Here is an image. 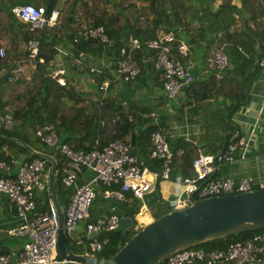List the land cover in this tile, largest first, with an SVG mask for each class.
<instances>
[{"label":"built area","instance_id":"built-area-1","mask_svg":"<svg viewBox=\"0 0 264 264\" xmlns=\"http://www.w3.org/2000/svg\"><path fill=\"white\" fill-rule=\"evenodd\" d=\"M16 18L26 23L30 30H35L26 41L25 48L30 58L38 57L40 50V33L48 29L58 31L61 28L62 12L57 9L48 11L42 4H23L13 9ZM77 37L97 40L103 46L109 45L108 36L102 26L88 28L82 24V29L76 33ZM76 37V38H77ZM75 38V41H76ZM141 43L132 38L128 47H122L119 55L106 66L103 62L89 66L91 73L99 74L101 79L97 83L99 98L108 97L110 87L117 81H132L141 72L140 66L134 60L132 52L140 49ZM147 48L155 51L153 58L154 68L162 74V87L169 99H174L185 86L193 81V74L183 63V59L189 55V46L174 33L161 32L158 36L146 43ZM225 42L209 40V52L204 60V67L213 71L215 77L222 78L228 67V58L225 53ZM173 49L177 55L172 53ZM57 57H66L69 52L59 46ZM5 48L0 47V56H4ZM107 55L104 50L101 59ZM112 59V58H110ZM41 61V59H39ZM79 66H85L82 53L76 59ZM258 65L264 68V58ZM22 66L5 72V76L16 78L23 73ZM3 73V72H1ZM60 85H65L67 78L62 67L49 69L47 73ZM262 109L255 120L249 123L247 132L238 138L225 143L219 153H200L191 163L193 173L190 176H176L173 181L181 184V194L174 199L166 201L170 210L185 208L193 199H202L211 196L233 195L254 190H264V170L244 175L238 179L231 176H215L218 166L226 163H234L245 159L252 143L255 141L257 126L261 122ZM156 117L157 115L154 114ZM3 128L11 129L20 125L21 120L13 115L10 107L5 109L2 116ZM46 123L35 130V136L47 148L58 150L64 160L62 183L69 187L76 185L78 174L83 169L92 173V176L83 183L76 185L74 193L64 210L63 229L70 238L79 222L86 220L93 199L96 197L94 185L104 186L103 194L106 198L125 200V194L131 192L132 196L140 201L137 214L151 212V200L163 203L158 197L154 198L153 185L158 180H171V162L174 153L170 150L167 136L156 125L150 133V158L161 161L160 169L152 171L143 161L132 154L130 147L122 140L109 141L102 147H94L89 151L74 150L67 143L61 142L56 124ZM247 122L240 121L244 125ZM262 129L264 130V124ZM264 134V131H263ZM182 153L179 149L176 154ZM49 161L36 157L30 161H20L11 157L9 160H0V193L6 195L9 204L14 208L19 222L9 227L0 226V234L25 239L21 249L15 253L0 255V264H63L74 262L83 264L82 261H72L59 257L56 253V237L59 229L57 211L52 198L48 200L46 211L36 210V198L38 194L49 193L48 175L50 171ZM117 186L116 189L111 188ZM161 198V197H160ZM121 217L115 212V206H111L110 213L99 217L95 222L87 223L85 232L87 238L80 241L87 243L89 255H95L108 242L104 233L116 230ZM140 221L132 223V229L140 228ZM228 261L232 264H262L264 262V231L258 232L242 242L229 244L224 249L205 250L203 248L188 247L170 254L156 264H218Z\"/></svg>","mask_w":264,"mask_h":264},{"label":"trees","instance_id":"trees-1","mask_svg":"<svg viewBox=\"0 0 264 264\" xmlns=\"http://www.w3.org/2000/svg\"><path fill=\"white\" fill-rule=\"evenodd\" d=\"M146 1L147 5L141 7L136 6L131 0H2L0 2V47H3L4 40L10 41L9 47L5 48L4 56H0V116L2 117L5 109L10 107L14 117L21 120L20 125L11 129L2 128V134L17 137L36 151H42L54 157L57 171L53 177L54 187L59 202L64 206H66L70 194L69 189L62 183L65 159L58 150L43 145L35 136V130L58 119L56 131L60 141L67 143L74 150L89 151L94 142L96 147H102L115 139L123 141L128 132L134 128L135 119L139 118V114L136 113L135 107L129 108L120 105L109 97L104 100L98 97L97 100L87 105H78L84 93L80 92L70 79L67 78L65 85H60L47 74L49 69L56 67L57 48L61 46L69 52L68 56L63 57L67 64L83 68L77 63L75 64V58L79 53L84 52L99 57L105 50L109 58L113 60L119 55L122 47H128L130 40L136 38L141 43V47L133 51L131 57L137 61L141 71L145 68L155 70L153 65L155 51L147 48L146 43L158 36L159 29H163V32L175 30L177 27L183 28L187 32L193 29L195 32L197 31L198 38H206L204 35H207L208 30H211L210 27L203 29L201 26L198 28L189 23L186 16H190V0ZM240 1L237 12L242 21L241 30L231 29L232 27L227 23L220 29V33H216L215 37L210 40L225 42L226 47L233 45L240 51L245 49L250 53V60L259 50L260 54L255 59V64L254 59L251 62V66L255 65L257 68L260 59L264 58V0ZM23 4H42L48 11L57 8L62 12L61 28L58 31L45 28L40 33V50L36 58H30L26 49H20L21 42L26 43L29 37L37 33L35 30H30L29 26L16 18L13 13L16 6ZM219 5L220 9L215 13L220 10L229 9L231 11L234 9L231 0H223ZM82 24L88 28L102 26L108 36L109 45L103 46L97 40L77 37L76 33L82 29ZM174 35L180 39L175 33ZM197 35H192L195 40ZM172 53L177 55L174 49ZM26 64L33 66L31 74L22 73L16 78L11 77V79L5 76V72ZM84 69L88 70V67L85 66ZM92 75L93 80H96L95 85L98 91L97 83L101 76L95 73ZM188 87L192 95L199 99H207L218 94L232 102L228 120L229 130L232 133L226 136L225 142L228 143L238 138L240 134L231 121L237 109L249 100L248 77L223 76L217 78L210 70V76L207 79L201 81L193 79ZM155 128L156 126H148L142 130V137L146 138L144 142L148 140L150 143V133ZM234 128L235 134H233ZM167 141L170 150L174 153L171 162V180L179 175H192L191 163L199 154V146L181 138L175 139L173 142L167 137ZM86 143H88L87 146ZM221 146L222 142L219 147ZM3 148L6 149L3 150ZM179 149L182 150V153L176 154ZM210 153L216 154L217 151ZM11 157L30 161L37 156L30 154L20 143L0 139V160H9ZM136 157L143 161L148 169L152 171L160 169V160L150 158V155H147L146 158ZM215 175H218V170ZM101 187L103 191L105 187L102 185ZM111 188L116 189L117 186ZM151 195L161 199L155 191ZM49 198H51L49 193L37 197L36 210L46 211ZM140 204V201L134 198L131 192H127L125 200L120 205L125 210L123 216L131 218L132 223H135V215ZM161 204L156 203L152 198L151 213H153L154 219L170 210L167 203L165 209H158ZM112 205L119 207L116 204ZM135 231L131 228L127 230L126 234L117 229L104 233L103 236L108 239V242L95 254L97 261L101 262L111 258ZM261 231L264 229L206 241L196 247L205 250L224 249L229 244L250 239ZM7 252V250H0V255ZM82 262L88 264L86 261Z\"/></svg>","mask_w":264,"mask_h":264},{"label":"crops","instance_id":"crops-1","mask_svg":"<svg viewBox=\"0 0 264 264\" xmlns=\"http://www.w3.org/2000/svg\"><path fill=\"white\" fill-rule=\"evenodd\" d=\"M118 1V0H115ZM138 7L147 5L146 0H131ZM223 0H190V16H186L189 23L195 27L201 26L203 29L210 27L211 30L206 38H198L193 29L185 31L183 28L177 27L174 32L176 36L184 40L189 46V55L182 61L186 66H189L193 79L195 81L205 80L210 76L208 68L204 67V60L209 52V40L215 37V34H219L220 29L227 23L230 24L231 29L242 28L241 18L238 16L237 9L240 6V0H231L234 7L231 11L229 9L220 10L218 13L219 4ZM2 2V0H0ZM112 8V6H111ZM193 16V17H191ZM163 29L158 30V34ZM196 36V40L192 36ZM198 38V40H197ZM10 41L8 39L2 42L4 48H8ZM26 43H20V49L24 50ZM242 49V48H241ZM242 51H244L242 53ZM242 51L234 48L233 45L225 47V53L228 58V67L224 72L225 77H248V93L249 100L246 104L241 105L235 112L232 118V125L238 130V133L244 134L247 132L249 123H252L260 109H262L261 122L257 126L255 141L252 143L250 150L245 159L237 160L234 163L221 164L218 167V175L215 176H231L238 179L244 175L251 174L257 170H264V68L251 66V62L257 58L260 54L259 50L256 51L254 58H249L250 53L242 49ZM248 54H247V53ZM84 56L85 66L89 68L94 64L100 62L109 66L111 59L108 55L101 59L102 56L95 57L92 54H86L81 52ZM79 56V54H78ZM77 56V57H78ZM75 58V64L76 59ZM110 59V60H109ZM55 66L62 67L65 71V77L70 79L72 84L83 94V98L79 101L78 105H87L92 101H95L99 97V93L96 89L93 75L88 70L78 68L74 65L67 64V61L62 57H57ZM25 75H29L32 72L33 66L26 64L22 66ZM255 67V68H254ZM85 95V96H84ZM108 97L114 99L120 105L128 106L129 108H136V113L139 114V118L135 119V126L128 134L124 137L123 141L129 145L130 150L133 154L140 158H146L150 153V143L145 141V136L142 137V130L148 126H158L161 131L166 134L169 140L174 142L175 139L181 138L185 141H192L194 144L199 146L200 153H210L222 150V146L228 134L232 132L229 130L228 120L230 115L231 101L225 96L214 94L207 99H199L192 95L191 90L188 86L182 88L179 94L174 99H169L166 95L165 90L162 87V74L157 69H143L138 77L132 81L119 80L115 82L109 90ZM154 114L157 116L155 117ZM240 121L247 123L244 125L239 124ZM232 126V127H233ZM233 130L235 134L236 130ZM222 142V146L219 147ZM226 143V142H225ZM86 146L88 143L85 144ZM95 142L92 145L93 149ZM219 147V149H217ZM6 148H3L5 150ZM148 153V154H147ZM19 159V158H17ZM23 161V159H19ZM229 168H227V166ZM235 165V166H232ZM92 176V173L87 170H82L78 174L76 185L83 183ZM69 186L68 202L72 194L74 193L75 186ZM159 185L157 181L154 182V188ZM66 187V186H65ZM96 191V197L98 192L102 191L101 185H94ZM158 190V189H157ZM103 192V191H102ZM163 203L159 205L158 209L163 210L166 208V201L174 199L179 194H169L167 190L155 191ZM44 193L38 194L37 197ZM50 194V192H49ZM104 195V194H103ZM106 200H103L100 204L98 211L93 209V201L89 209V216L86 220L79 222L74 237H70V244L72 251L76 254H86L88 252L87 243L81 244L80 241L87 238L85 232V226L87 223L95 222L99 217L106 216L110 213V208L113 206L110 201L104 196ZM59 201V200H58ZM65 202V201H64ZM67 202V204H68ZM60 203V202H59ZM66 204V206H67ZM65 210L66 206L60 203ZM117 205V204H116ZM122 205V204H120ZM115 207V212L120 216L124 217V208L120 209ZM144 216V217H142ZM148 218L154 219L153 213L137 214L135 220L144 221ZM142 219V220H141ZM151 220L147 221L150 222ZM19 219L16 217L14 208L9 204L6 195L0 193V226L9 227L16 225ZM146 224V223H145ZM142 227V224H139ZM25 239L22 237H12L4 234H0V250H7V253H17L24 243ZM63 264H76L74 262H66ZM195 264H203L197 262ZM218 264H232L228 261H221ZM264 264V262L262 263Z\"/></svg>","mask_w":264,"mask_h":264},{"label":"water","instance_id":"water-1","mask_svg":"<svg viewBox=\"0 0 264 264\" xmlns=\"http://www.w3.org/2000/svg\"><path fill=\"white\" fill-rule=\"evenodd\" d=\"M2 125L0 116V139L20 143L30 154L44 158L50 163L48 187L58 216L56 253L59 257L72 261H86L88 264H156L184 248L264 229V190H254L193 199L185 208L169 210L137 229L111 258L101 262H98L94 255L76 254L72 251L70 239L63 229L64 209L58 201L53 181L57 172L54 157L36 151L17 137L3 135ZM224 145L225 141L222 150ZM107 200L117 205L122 204V201L115 198ZM131 228L132 219L121 217L117 230L126 234Z\"/></svg>","mask_w":264,"mask_h":264},{"label":"rangeland","instance_id":"rangeland-1","mask_svg":"<svg viewBox=\"0 0 264 264\" xmlns=\"http://www.w3.org/2000/svg\"><path fill=\"white\" fill-rule=\"evenodd\" d=\"M227 166V165H226ZM235 166V165H232ZM227 168H229V166H227ZM159 185L156 186L155 191H163L164 189L167 190V193L169 194H179L181 193V184L179 182L173 181V180H158L157 181ZM68 188V187H67ZM158 189V190H157ZM104 199V195L103 192H98L97 197H95L93 199V209L94 211H98V209L100 208V204L101 202H103ZM119 210L122 209V207L119 205ZM144 217V216H142ZM152 218H148L144 221H141L140 224L145 225V223H147V221L151 220ZM142 220V219H141ZM71 236L74 237L75 236V232L71 233Z\"/></svg>","mask_w":264,"mask_h":264},{"label":"flooded vegetation","instance_id":"flooded-vegetation-1","mask_svg":"<svg viewBox=\"0 0 264 264\" xmlns=\"http://www.w3.org/2000/svg\"><path fill=\"white\" fill-rule=\"evenodd\" d=\"M95 256V255H94Z\"/></svg>","mask_w":264,"mask_h":264}]
</instances>
